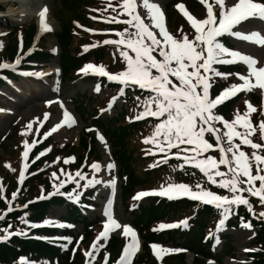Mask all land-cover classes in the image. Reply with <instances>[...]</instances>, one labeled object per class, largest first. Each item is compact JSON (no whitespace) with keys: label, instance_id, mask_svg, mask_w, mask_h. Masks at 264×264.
Masks as SVG:
<instances>
[{"label":"rangeland","instance_id":"1","mask_svg":"<svg viewBox=\"0 0 264 264\" xmlns=\"http://www.w3.org/2000/svg\"><path fill=\"white\" fill-rule=\"evenodd\" d=\"M152 2L160 7L167 31L178 39L182 38L183 35L193 39L195 35V30L177 7L178 5H183L184 10L198 20L207 18V8L200 0H152ZM236 2L237 0H226L229 7ZM257 2L264 3V0H257ZM41 3L49 10L48 24L51 26V31L40 32L38 30L35 12L27 18L19 20L16 13L23 9L22 5L17 2L9 3L8 0H0V20L3 21L4 26L6 25L5 20L10 21L9 25H11L0 27V63H11V61L19 60L20 63L16 67L22 68L16 70L18 75L16 81H6V84L0 87V183L5 188L4 196L8 201L11 200L13 192L19 191L16 201L12 203L16 210L8 213L4 221H0V229L7 228L11 224L12 231L21 229L27 231L28 235L25 236L27 238L31 236L41 237L44 232H47V238H55V243H59L56 246L58 252L53 256L44 252H32L24 257H19L18 254L12 255L14 251L11 248L16 251L19 249L16 236H12L9 240L0 243V248L9 247L10 249L12 256H10L8 264L12 262L13 264H20L21 258L26 259L31 264H88L89 261L91 264H105L106 256L108 257L107 264H117L126 244L131 241V236H125L122 227L110 231L107 240L99 241L104 246L99 249L98 253H94V260L92 257L86 258L84 254L91 249L93 242L104 230V225L107 222L105 210L109 207L113 218L119 225L131 226L136 233L138 246L132 264H264V239L254 242V239L252 240V226H244L248 223H242L234 228L224 225L223 230H218V224L216 226L215 223L208 224V230L212 232L211 239L216 240L215 251L221 249L219 255H215L217 259L209 260L201 256L196 258L191 251L181 247L187 245L185 241L187 236L176 235L173 240L164 238L163 242L165 243L160 245L146 244L142 234L134 226V222L136 216L140 217V207L148 204L150 200L147 198L148 196L141 200H135L134 197L144 191H158L161 186H167L168 183H184L193 186L195 184H192L194 179L191 177L177 178L180 175L174 173V170L181 168L169 165L167 168L158 171L161 174L159 178L154 180L151 178L149 182L138 185L135 194L131 192L127 198L122 196L121 186L123 185L122 182L126 180V176H120L115 148L111 143L110 133L104 124L114 129L121 124L128 125L141 121L142 119L137 120L136 116L143 112L142 102L137 98L130 101L123 100L122 85L119 84L116 89L110 87L108 82L115 81H109L107 77L85 75L81 72V69L89 63L97 67L104 66L110 74H117L125 69L126 65L120 57L117 47L103 44L106 39H119L115 35L117 31L110 32L107 29L117 30L120 26L122 29L119 31H123L127 27L123 23L105 22L107 19L116 16V13L112 12V7H116L117 11H120L119 0H111V6H109V0H95L89 7L85 6V1L79 0L68 10L62 6L61 0H41ZM208 3H213V0H208ZM168 6L175 16L169 15ZM90 7H94L96 10L89 11ZM84 9L85 12H82ZM137 11L142 17L147 15L142 8H138ZM214 11L218 16V6L214 7ZM126 18H128L126 15L119 16L121 20ZM31 21L32 23H30ZM145 23L151 24V21L145 19ZM64 26L69 28L71 33L67 46L68 50L75 56L78 52L88 50V57L84 59V61H88L82 64L78 60L77 68H71L66 76L59 68V52L63 45L58 42V38H60L59 33ZM154 31L158 33V30L154 29ZM237 31L242 34L258 32L264 36V20L250 18L247 21H242L233 29V32ZM225 36L227 45H224L228 49L249 55L257 60L256 67H264V46L235 36ZM40 49L52 53L53 56L46 62H40L39 58L35 57ZM100 49L103 51L102 54H95ZM157 58L160 59L159 56ZM49 67L53 68L52 72L46 70ZM216 67L220 72L226 74L239 73L244 76L248 74L247 66L240 62ZM26 73H40L42 75H26ZM218 79L221 77L214 79V86H218ZM227 81L216 90L213 89L215 94L213 98L220 95L231 84L243 83L236 75H229ZM251 83H256L254 77L251 78ZM97 85H99V91H96ZM140 92L145 93L144 90ZM114 97H116L115 102H113ZM230 99H232V102H229L231 114H237V109L242 116L245 112H249L247 119L250 126L256 129L252 135L253 142L264 144V140L260 139L259 131L260 123L264 122V89L255 87L251 91H241ZM230 99L226 101L228 102ZM110 103L111 108H109ZM249 104L255 111L249 110ZM65 110L75 120L73 126L69 128L64 124L45 139L44 133L49 132L64 120ZM45 114H48L47 119H45ZM221 116L223 117V115ZM29 123H32L30 130L26 127ZM99 136H103L104 142H101ZM33 140L37 141L35 146H32ZM144 140L145 138L141 137L140 132L136 131L125 142L127 151L131 155L132 169H136L139 177L145 176L142 171L146 167L164 164L161 162L164 154L160 153L153 144H145ZM25 141L30 145L27 149L29 152L27 158L23 156L26 150ZM211 142L214 143V139ZM236 142L239 143V140L237 139ZM149 145L152 148L147 149ZM47 149L51 150L37 160L36 157L39 153ZM241 150L249 155L253 151L246 145H242ZM176 151V149H172L173 153ZM258 151L264 155V148ZM150 152L156 154L153 155ZM146 155L150 156L144 158L145 161L141 157ZM206 155H212L219 159L220 154L218 151H211ZM65 159H69L70 162L65 164ZM175 160L177 159L169 158L167 163L174 165ZM177 161L183 163L181 160ZM93 163L100 164L99 172H94L91 169ZM25 164L28 166L25 173L26 178L20 185L18 179ZM108 164H114L115 167L109 170ZM6 165H10V167ZM61 169L65 173L73 175L77 171H81L88 179L95 177L102 181V183L87 189L83 187L77 189L82 193L80 195L81 200L90 199L92 203L89 208H83L81 212V218L86 219L84 222L87 225L81 222L71 223L67 221L63 217L67 214L64 206L51 205L45 212H40L36 208L40 202L48 199H38L42 195L41 189L46 195L54 191V183H59V181L54 180L52 173L55 172L60 176V179H65V176L61 175ZM183 170L189 171L194 170V168L185 166ZM221 170L224 171L225 169L222 167ZM167 173L169 175L163 178L162 175ZM253 174H255V168H253ZM111 180H115L114 189L108 183ZM84 183L85 181H80L81 185ZM201 184L220 195H229L227 192H219L207 182ZM258 186L259 182H257ZM65 189L73 192L76 185L67 183ZM66 197L68 198V196ZM251 198L256 200L254 212L256 213L255 216L259 217V213L264 211V206L260 205L258 198ZM6 200L0 199V215L4 214L8 208ZM30 201L32 203H28ZM25 204H28L27 208L23 207ZM193 210L192 206L188 209L183 206L167 207L165 216L154 221L149 228L156 230L160 229L159 226L162 224L173 223L185 226L184 221H187L188 224L191 221L182 219H190L189 215ZM25 213H27V219L30 223L40 226L27 228L26 225L22 224L19 218L25 216ZM34 215H36V219ZM181 215L184 216L179 217ZM259 219V223L264 226V219ZM46 220L72 227H56L45 224ZM111 227L109 225L110 229ZM54 232L62 235L66 233V235L57 237V235H53ZM225 234L230 235L231 244L229 245L231 248L228 251H226L228 243L224 240ZM4 235L5 233L0 231V237ZM68 238L71 239V244L67 243ZM152 245H155L156 248L154 249ZM161 249L185 251L169 252ZM230 251L231 257L225 254Z\"/></svg>","mask_w":264,"mask_h":264},{"label":"snow or ice","instance_id":"2","mask_svg":"<svg viewBox=\"0 0 264 264\" xmlns=\"http://www.w3.org/2000/svg\"><path fill=\"white\" fill-rule=\"evenodd\" d=\"M200 2L207 8V18L203 20H198L190 15L184 10L183 5L177 6L195 30L193 39H189L187 35H183L182 38L178 39L167 31L163 23V13L152 0H119L120 11H117L116 7H112V12L116 13V16L107 19L105 22L123 23L127 27L123 31L115 33L119 39H106L103 44L117 47L120 57L126 65L125 69L120 73L110 74L104 66L97 67L89 63L81 69V72L85 75L107 77L109 81L118 82L123 86L121 95L124 93V88L129 87H138L148 92L149 95L144 97L141 105L143 112L137 115L136 119L151 116L156 118L159 123L155 125L153 134L145 138L143 142L153 144L160 153L164 154L162 163H167L169 158L181 160L183 161L179 166L181 170L185 166L198 169L206 178L208 184L223 189L229 194L220 195L199 182L194 186L184 183H168L167 186H161L158 191L138 193L134 199L141 200L147 196H160L169 200H176L187 197L202 204L214 205L221 211L222 216L218 223V230H223L225 222L233 214L234 208L245 206L250 213L256 215L249 197L258 198L260 205L264 206V155L258 151L264 148V144L253 142L252 135L256 132V129L250 126L247 119L249 112H245L242 116L237 109L234 120L230 122L217 114L215 110L220 104L232 98L238 92L251 91L255 87L264 89V67H256L258 62L255 58L228 49L219 38L224 35H231L264 46V36H261L258 32L248 34H242L238 31L233 32V29L242 21H247L250 18L264 20V3L257 2V0H237L234 5L229 7L226 0H213L211 4L208 3V0H200ZM109 6H111V0H109ZM215 6H218V16L214 11ZM138 8L144 9L147 15L142 17L137 11ZM46 12L47 8L39 13L42 32L51 31V28L45 22ZM122 15H126L128 18L119 19V16ZM145 19L150 20L151 24L145 23ZM154 29L158 30V33ZM238 62L247 66V76L239 73H222L216 67ZM19 63V60L12 64L0 63V71L4 69L15 70ZM26 75L42 74L26 73ZM229 75H236L243 83L231 84L220 95L213 98L210 90L213 87L214 79L216 77L227 79ZM253 77L256 80L255 84L251 83ZM99 90V85H97L96 91ZM115 100L116 97L113 98V102ZM137 100H140V97H137ZM111 106L110 103L109 108ZM248 108L250 111H255L250 104ZM63 115L64 120L61 124H57L49 132L44 133L45 139L64 124L69 128L73 126L75 120L71 114L65 110ZM47 117L48 114H45V119ZM218 124L223 125V128L218 127ZM237 126L243 127L244 131H237ZM26 127L29 130L32 129V123H29ZM259 131L260 139L264 140V122L260 123ZM99 139L104 142L103 136H99ZM213 139L214 143L211 142ZM237 139L239 143L236 142ZM36 143L37 141L33 140L32 146H35ZM242 145L249 146L253 150L251 155L241 150ZM24 147L26 150L23 156L27 158L29 155L27 149L30 147L27 141H25ZM172 149L177 151L173 153ZM50 150L40 152L36 159L38 160ZM211 151H218L220 154L219 159L212 155H206ZM150 154L155 155L156 153L150 152ZM69 162V159L64 160L65 164ZM6 166L10 167V165ZM27 167V164H25L20 171L18 179L20 185L23 184L26 178ZM107 167L111 170L115 165L108 164ZM222 167L225 169L224 171L221 170ZM253 168H255V174H253ZM91 169L94 172H99L101 166L99 163H93ZM61 175L65 176V179H60V176L55 172L52 173L54 180L59 181V183H54V191L46 195L43 194V189H41L42 195L38 199H47L55 195H67L69 199L79 201L82 193L77 189L81 187L87 189L102 183L101 180L95 177L88 179L81 171H77L73 175L65 173L61 169ZM80 181H85V183L81 185ZM257 182H259L258 187ZM67 183H74L76 189L69 193L62 192L61 189ZM108 183L113 189L115 188V180ZM4 192L5 188L0 183V199L6 200ZM18 195L19 191L13 192L11 200H6L8 208L4 214L0 215V221H4L8 213L16 210L13 208L12 203L16 201ZM23 207L27 208L28 204L23 205ZM105 215L107 222L104 225V230L93 242L91 249L84 253L86 258L92 257V260H94V253H98L99 249L104 246L99 241L102 239L107 240L110 231L122 227L125 236H131V241L126 244L117 264H132L138 246L135 231L131 226L119 225L113 218L110 207L106 208ZM259 218L264 219V211L259 213ZM19 219L27 228L40 226L30 223L27 219V213ZM44 223L56 227H72L51 220H46ZM183 223L186 225L187 221ZM109 225L112 226L111 229ZM178 226L162 224L159 228ZM244 226L251 227L250 224ZM0 231L5 233L4 236L0 237V242H5L12 236L28 235V232L23 229L12 231L11 224L7 228L0 229ZM67 243H72L70 238L67 239ZM64 247H67V245H64ZM152 247L156 248L155 245H152ZM161 250L169 252L185 251ZM107 259L106 256L105 264H107ZM20 264H31V262L21 258ZM88 264H91V261Z\"/></svg>","mask_w":264,"mask_h":264},{"label":"trees","instance_id":"3","mask_svg":"<svg viewBox=\"0 0 264 264\" xmlns=\"http://www.w3.org/2000/svg\"><path fill=\"white\" fill-rule=\"evenodd\" d=\"M78 1L79 0H61L62 6L65 7L66 10H68L69 7H71ZM83 1H85L84 3L85 6H88V7L95 2V0H83ZM168 11H169V15L175 16L174 12L171 10L169 6H168ZM82 12H85V9L82 10ZM5 22H6V25L4 26L3 21L0 20V27L1 26L2 27L11 26L9 25L8 20H5ZM59 34H60V38H58V42L63 45L61 46L62 48L60 49V52H59V64H60L62 73L64 74V76H66V74L70 71L71 68H76L78 64V60L80 61L87 57L86 56L76 57L74 54H72L68 50L67 46L69 45V36L71 37L69 28L65 26L62 27ZM102 52H103L102 49H100L96 51L95 54H102ZM35 57L39 58L40 62H46L47 60L51 58L50 54L47 52H44L42 49H40L35 54ZM6 72L10 77L15 76L12 72H8V71ZM218 82H219L218 86L213 85V88L211 89L212 97L215 96V94L213 93L214 91L213 89L216 90L219 86L224 85L225 82H228V81L227 79L221 78V79H218ZM1 83L2 81L0 79V84ZM144 92L145 93H142V92L138 93V97H140V100H139L140 102H143L144 97L149 95L148 92L146 91ZM133 96H135V93L127 94L128 100H131ZM230 101L232 102V100H229L228 102H224L220 104L215 111L217 112V114L223 115L224 119L231 122L234 120L236 114H231V110L229 109ZM158 122L159 121L156 120L154 117L147 116L146 118L136 123H131L128 125L121 124V125H118L114 129H111L109 128L108 125L104 124L106 130L110 133V140H111L113 147L115 148V157L119 165L120 176H123V175L126 176L125 177L126 180L122 182L123 185L121 186L123 198L124 197L127 198L131 192L132 194H135V190L138 185H142L146 182H149L151 178H153V180L156 178H159L161 176V174L158 172L159 170L167 168L169 165L175 167V166H180L181 164L179 161L175 160L174 165L170 163H164V164H159L156 166L146 167L145 170L142 171L143 173H145V176H141V177H139L135 168L132 169L131 155L127 151L126 144H125L127 138L133 135V133L136 131L140 132V135L143 138L150 137L153 134L155 130V125ZM218 125L223 128V125H220V124ZM237 130L243 131L244 128L241 126H237ZM150 148H152V146L150 145L147 146V149H150ZM149 156L150 155H146L145 157H141V156L140 157L146 161V159L144 158H147ZM174 173H178L177 175H180V176H177V178L191 177L192 179H194V182H192V184H196L198 182L199 183L207 182L206 178L199 172L198 169L189 170V171L175 169ZM166 175H169V174L168 173L163 174L162 177L164 178ZM211 187H214V189L218 190L219 192H226L225 190L219 189L214 185H211ZM249 199H250V203L253 205V208H254L256 206V200L251 197H249ZM157 202H154L153 199H150L148 204L142 205L140 207V217L136 216L135 218L134 225L139 229V232L142 234V237L145 240L146 244L148 245L149 243H152V242L164 241V238L167 240H173L176 237V235L187 236L185 237V241L187 244L185 248L190 249L196 258L200 257L199 255H201L204 258L211 257L212 254L210 251V246L208 245V239H206V235L209 232L208 224L210 223L214 224L217 221H220V219L222 218L221 211L218 210L215 206L205 205L202 207V209L199 210L197 216L194 219H190L192 223L190 225L189 231L183 232V233H178V231L176 232L167 231L162 234L161 232L151 230L149 226L154 221L165 216V211L167 207L177 208L179 206H183L185 207V209H188L190 208V206L195 207L194 206L195 203L188 202V201L169 202L163 199L159 200L158 203ZM53 204L54 205L64 204L66 206L67 214L66 216H63V217H65L67 221L71 223L83 221V223H85L84 222L85 218L80 219L78 217L80 216L79 215L80 212H77L78 208L75 206V204L65 202V200H62V198L60 197L51 196L46 201L40 202L36 206V208L40 210V212H45ZM177 212L180 213L179 210H177ZM183 216L184 215H181L179 217H183ZM34 217L36 219V215H34ZM233 217L237 223L241 221H251L253 223L254 234H255L254 242L260 241V239L261 240L264 239V226L261 223H259L260 221L259 217L250 213L245 206L234 208ZM230 222L232 224L236 223L233 220ZM85 225H87V223H85ZM46 234L47 232H44V234L41 237L31 236L29 238L23 235L16 236L15 239L17 240V243L19 244V249L18 251H16L14 248H11V250L14 251L12 255L18 254L19 257H24L27 254H30L32 252H44L46 254H50V256L55 255L58 252L56 249V246L59 243H55L56 242L55 238L53 239L47 238ZM53 235L55 236L57 235L58 237V236L66 235V233L62 235L60 233L54 232ZM226 242L228 243L226 251H228L231 248V246L229 245L231 244L230 235H227ZM6 243L8 244V242ZM12 255H11L9 247L0 248V263L8 264L10 262V256ZM11 264H13V262Z\"/></svg>","mask_w":264,"mask_h":264},{"label":"bare ground","instance_id":"4","mask_svg":"<svg viewBox=\"0 0 264 264\" xmlns=\"http://www.w3.org/2000/svg\"><path fill=\"white\" fill-rule=\"evenodd\" d=\"M8 1H9V3L17 2V3H20L22 5L23 9L16 13V16L19 20H23V19L31 16L32 13L35 12L34 14H36V16H37L38 30L40 32H42L41 27H40L41 18H40L39 13L45 8L42 5L41 0H8ZM47 15H48V12H46V15H45V22L47 20V18H46ZM43 32H45V31H43ZM46 70L49 72H52L53 68L49 67ZM10 82H12V81H10Z\"/></svg>","mask_w":264,"mask_h":264}]
</instances>
